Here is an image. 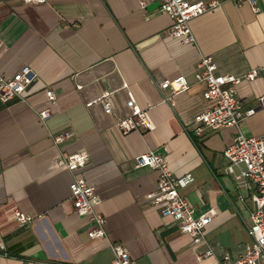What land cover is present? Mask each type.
<instances>
[{
	"label": "crops",
	"instance_id": "obj_1",
	"mask_svg": "<svg viewBox=\"0 0 264 264\" xmlns=\"http://www.w3.org/2000/svg\"><path fill=\"white\" fill-rule=\"evenodd\" d=\"M158 1L0 0V75L27 66L36 76L21 98L0 101V264H109L112 244L134 264H216L243 253L252 191L224 173L221 152L238 135H264V77L236 86L240 108L253 109L238 129L196 135L192 118L206 102L193 74L201 56L223 76L264 67V0H255L257 13L226 1L191 19L192 44L166 35L171 22ZM178 76L188 89L163 101L168 92L157 85ZM103 93L110 94L114 117L143 111L150 129L118 131L102 113ZM45 107L50 116L40 122ZM64 132L67 139L54 145L51 137ZM147 151L164 156L173 178L189 180L179 194L194 216L213 210L199 244L146 201L156 172L133 168L132 160ZM75 153L87 156L80 169L55 165L57 156ZM73 177L93 189L103 239H88L90 223L73 211ZM14 210L32 223L14 222Z\"/></svg>",
	"mask_w": 264,
	"mask_h": 264
},
{
	"label": "built area",
	"instance_id": "obj_2",
	"mask_svg": "<svg viewBox=\"0 0 264 264\" xmlns=\"http://www.w3.org/2000/svg\"><path fill=\"white\" fill-rule=\"evenodd\" d=\"M44 0H21L25 4H40ZM142 6V0H137ZM230 1L236 6L242 3L248 5L253 13L259 8L255 0H159L158 11L165 14L170 20V28L166 35L178 39L181 43L192 44L193 37L190 33L188 22L209 11L222 2ZM258 75L264 77V67L247 71L242 77L232 75L215 74V64L210 57L201 56L196 64L193 80L201 84L203 90L202 99L206 107L192 118L194 133L201 134L204 130H217L221 128L238 129L240 122L253 113V109L242 110L236 100V86L240 81H252ZM35 74L27 67L21 66L10 77L0 75V101L5 102L12 98H21L22 93L35 81ZM159 92H168L163 96V101L170 102L174 95L185 92L188 84L182 76L170 81H163L157 85ZM47 104L54 102V94L51 90H45ZM102 113L112 116L113 126L121 133L133 130L150 129L149 121L143 111L123 118L113 116L110 94L103 93L98 98ZM263 98L257 99L260 106ZM50 116L48 107L37 113L38 120L44 121ZM68 133L64 132L51 137L54 145L61 144L67 139ZM225 161L224 173L228 174L235 182L236 187L248 191L251 190L250 201L252 209L249 213L248 223L245 225L249 243L244 247L243 253L231 259L223 255L216 264H264V135L243 137L238 135L235 140L227 145L221 152ZM87 156L84 153L59 155L54 159L57 167L64 168L68 172H75L86 163ZM133 168H148L156 172V181L153 191L145 194L149 204L160 205L159 213L176 222L179 231L187 235L193 245L199 244L203 239V229L209 223L214 214L210 209L200 216H194V208L180 194L179 188L189 180L175 179L167 168L164 156L147 151L133 158ZM70 202L73 211L87 218L90 223L86 231L88 239H103L104 218L95 211L98 200L92 187L88 186L80 177H73L68 185ZM241 200V198L239 199ZM14 222L19 225L32 223L33 218L14 210L12 213ZM1 249V246H0ZM112 258L109 264H134L128 259L127 254L119 244L110 245ZM209 255L208 252L203 256Z\"/></svg>",
	"mask_w": 264,
	"mask_h": 264
}]
</instances>
